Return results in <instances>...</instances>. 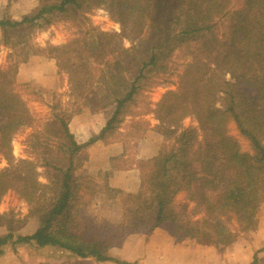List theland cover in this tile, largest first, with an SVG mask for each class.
<instances>
[{
  "label": "trees",
  "instance_id": "16d2710c",
  "mask_svg": "<svg viewBox=\"0 0 264 264\" xmlns=\"http://www.w3.org/2000/svg\"><path fill=\"white\" fill-rule=\"evenodd\" d=\"M54 1L21 21L3 19L0 27L6 34L33 26L47 14H67L71 7L81 9L80 0ZM83 1L89 9L106 7L121 25V33L98 32L83 45L76 41L49 50L61 70L86 77L76 82L78 99L86 100L92 108L113 109L101 134L84 145L75 141L67 121L60 120L69 144V164L73 155L121 124L120 117L146 86V79L149 81L148 70L154 75L182 70L178 90L167 92L155 110L161 133L174 135L181 120L191 115L196 117L198 129L184 130L171 148L140 162V189L136 194H124L125 234L120 235L115 226L103 227L107 240L87 238L84 232L93 231L90 222L79 224L87 203L79 202L75 193L79 185L73 186L70 167L58 169L62 179L50 186L41 185L30 162L21 160L12 167L13 136L32 122L25 102L15 91L19 62L26 61L29 52L26 45H12V51L23 58L0 68V156L11 164L0 174V200L10 190L18 192L20 183V194L40 225L31 235L16 236L15 221L3 222L5 217L0 215V226L8 230L0 237V247L15 239L14 244L34 242L80 258L120 263L107 252L129 234H148L161 227L177 241L196 240L221 249L231 245L237 234L256 230L257 213L264 203V0ZM234 3H238L237 8ZM220 28L223 32L218 34ZM124 39L131 46L125 47ZM94 57L105 68L94 82L106 89L101 98L86 93L91 79L89 59ZM135 69L136 76L127 79L126 74ZM218 73L230 74L231 79L224 81L221 90L216 88ZM217 94L224 95V110L216 106ZM228 117L249 140L252 154L242 153L227 135ZM46 190L51 193L43 200ZM108 193L123 194L112 188ZM180 193L187 196L188 204H176ZM190 203L192 210H188ZM103 228L93 232H103Z\"/></svg>",
  "mask_w": 264,
  "mask_h": 264
},
{
  "label": "rangeland",
  "instance_id": "374dc122",
  "mask_svg": "<svg viewBox=\"0 0 264 264\" xmlns=\"http://www.w3.org/2000/svg\"><path fill=\"white\" fill-rule=\"evenodd\" d=\"M27 1L30 10L27 14L21 15L19 11L23 8L22 2L25 1L9 0L5 8L0 11L2 20L21 21L25 16H31L37 12L43 4L50 2L52 5L55 2L54 0ZM79 5L81 9L76 10L75 7H71L67 14L58 12L47 14L46 19L39 20L33 26H23L19 29L8 30L6 34L0 27L1 69H5L8 64H15L19 59L23 58V56H17V52L12 51V45H26L25 50L29 52L28 59L19 62L20 73L18 72L16 76L15 91L18 92L25 102L31 114L32 122L13 136L12 155L14 160L11 164L12 167H17L21 160L30 162L31 166L29 167L35 171V176L39 179L41 185L47 186H50L57 179H62L61 174L57 172L58 169L66 170L70 167L74 180L73 186L79 185L75 189V193L80 198L79 202L87 203V206L83 207L79 224L88 220L93 231L101 227L110 228L115 226L114 229L122 235L125 234L124 226L126 225L123 203L124 194L128 193L111 194L109 196L108 189L110 187L107 176H109L108 172L110 171L97 172L89 167L87 164V147L73 155L72 163L69 164L67 161L70 158L69 144L60 126V120L67 121L69 131L73 134L75 141L79 145H84L101 134L113 114L112 108H92L91 104L86 100L78 99L75 95L76 82H83L86 77L84 75L78 76L64 69L61 70L56 58H53L54 54L49 52L50 48L71 46L76 41H79L78 44L83 45L86 41H91L92 37L98 32L121 33V25L112 18L106 7L89 9L83 0L79 1ZM237 6L238 3H234L233 7L237 8ZM2 20L0 19V21ZM222 32L223 30L220 28L218 34ZM5 42H8L9 46L3 45ZM123 45L129 47L131 43L124 39ZM11 54H13L12 58L9 57ZM89 64L91 66V79L90 83H86V93L88 96L101 98L106 94V89L102 84L99 85L94 82L103 74L104 65H100L99 61L95 60V57L89 59ZM22 65L23 67L20 70ZM181 72L182 70L179 69L173 74L166 71L165 74L162 72L154 75L153 72L148 70L146 75L149 81L146 79L144 82L146 86H143L142 91L135 98L133 104L120 117L122 119L121 124H116L117 128L114 131L106 133L107 141L119 140L125 144V149L129 156L128 160L135 159L136 154L139 152L140 144L147 135H149L148 138L154 144V147H158V153L154 156L156 157L161 151L171 148L176 141V137L184 130L198 129V121L195 116L191 115L181 120L179 128L175 130L174 135L167 136L161 133V122L155 114V110L164 95L167 92L178 90ZM136 74L137 71L135 69L128 72L126 77L132 80ZM228 80H231L230 74L218 73L216 88L221 90L224 81ZM216 106L221 110L225 109L223 94H217ZM82 122L87 124L85 129ZM89 126L92 128L93 134L87 138V128ZM164 127L171 126L166 125ZM83 129L84 133L82 134L81 131ZM226 130L227 135L238 143L242 153L252 154V146L249 140L241 135L235 121L230 117L227 119ZM80 134L82 135L81 137ZM75 135L79 137L80 141H85V139L87 141L81 143L76 139ZM11 164L0 156V174ZM20 174L22 176L25 175L24 173ZM17 184L15 186L18 188V192L10 190L2 196L0 200V215L5 217L3 222L15 221L13 226L16 236H27L33 234L39 228L40 220L38 216L31 214L29 205L20 194L22 187L20 183ZM50 193L49 190H46L42 194L43 200L44 198L47 199ZM175 202L177 205L188 204L187 196L182 194L178 196ZM191 208L193 209L192 203L189 204L188 210ZM257 222L256 230L237 234L235 241L227 247L218 249L213 246V249H207L206 257H213L215 254L230 256L235 251L238 253L249 251L247 244L257 241L254 233L259 227L264 229V203L257 213ZM0 230L8 234L5 226H0ZM93 231L89 233L83 232L86 233L85 237L87 238H92L93 236L97 240H107L108 233H106L104 228L103 232L100 233ZM254 259L257 264L264 263V243L256 251Z\"/></svg>",
  "mask_w": 264,
  "mask_h": 264
},
{
  "label": "crops",
  "instance_id": "0c3cea01",
  "mask_svg": "<svg viewBox=\"0 0 264 264\" xmlns=\"http://www.w3.org/2000/svg\"><path fill=\"white\" fill-rule=\"evenodd\" d=\"M24 1L26 3L22 2L23 8L19 11L21 15L27 14L30 10L28 1ZM8 3L9 0H0V11ZM0 19L2 20V17ZM22 67L23 65L20 70ZM82 124L85 129L87 124L83 122ZM84 129L81 131L82 134ZM87 131L89 138L93 130L89 126ZM148 136L140 144L134 160H128L129 156L122 141H107L106 137L98 139L87 147V164L97 172L110 171L107 176L110 188L122 193L135 194L141 184L139 161L149 160L158 153V147H154ZM78 138L76 137L77 140ZM182 194L184 193L177 195L176 199ZM5 235L7 233L0 230V237ZM254 235L257 241L247 244L249 251L243 253L235 251L230 256L215 254L207 258V249L211 250L213 246L202 245L196 240L189 239L177 241L164 228L158 227L148 234H129L118 246L111 247L107 252L109 258L120 263L99 261L95 257L80 258L64 249L53 246L39 247L34 242L14 244L13 239L0 247V264H257L254 257L264 243V229L259 227Z\"/></svg>",
  "mask_w": 264,
  "mask_h": 264
}]
</instances>
